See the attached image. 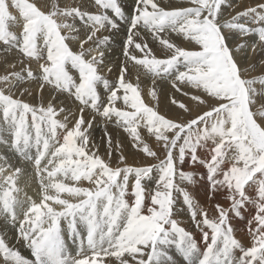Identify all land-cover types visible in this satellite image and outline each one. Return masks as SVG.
<instances>
[{
	"label": "snow or ice",
	"instance_id": "1",
	"mask_svg": "<svg viewBox=\"0 0 264 264\" xmlns=\"http://www.w3.org/2000/svg\"><path fill=\"white\" fill-rule=\"evenodd\" d=\"M226 8L230 0H0L5 51L35 62L0 76L9 89H0V144L32 161L41 187L18 214L24 170L0 154V264H264V106L252 107L264 76L252 77L248 63L249 50L264 53V0L234 15ZM121 31L124 60L114 62ZM29 81L38 88L17 94ZM34 94L39 103L21 99ZM108 121L135 152L119 140L113 151ZM141 155L155 163H128ZM180 197L200 239L178 219Z\"/></svg>",
	"mask_w": 264,
	"mask_h": 264
},
{
	"label": "bare ground",
	"instance_id": "2",
	"mask_svg": "<svg viewBox=\"0 0 264 264\" xmlns=\"http://www.w3.org/2000/svg\"><path fill=\"white\" fill-rule=\"evenodd\" d=\"M35 2L39 3V0H35ZM121 2L125 8H128L132 4L133 0H121ZM160 2H161L162 6H164L165 3L170 4V5H179L180 4V0H160ZM256 2H257V0H230L232 8H226L225 9V15L228 16L229 13L234 15L236 11H243L246 6L254 5ZM62 6H63V3H62ZM22 23L23 22L21 21V25H22ZM12 31L15 32L17 35H19L21 29L19 26H15L12 28ZM142 32H143V30H142ZM170 38L176 39L175 34H171ZM122 39H124V32L123 31H121V33L116 37V43L113 44V48L115 51H114V54L112 55V59L114 62H122L124 60V57L121 54V45H120V40H122ZM6 47H7L6 45H4V44L2 45L0 42V76H5L6 74H9V73H18L21 71V69L24 68L25 64H28V63H32L33 67H35V62H30L29 60L25 59L24 57L22 58V56H21V59L18 58V55L20 52H18L17 50L15 51V48H13L12 51H10V53H9V52L5 51ZM85 48H87V45H85ZM156 48H158V46H156ZM117 51H119V52H117ZM7 53H9L8 54L9 56H7ZM248 55L251 57V59L248 63L257 65V70L252 72L251 76L252 77L264 76V65H261V63H260L261 60H264V53H261L260 49L257 48V51L255 53H253V52H251V50H249ZM19 59L20 60L23 59L24 63L23 64L19 63ZM12 63H15V67H9L8 66L9 64H12ZM247 66H248V64H245V67H247ZM129 68H130V73H131L129 78L132 80L133 83H135L136 82L137 69L131 67V65L129 66ZM107 75L109 76V78L114 79L115 76L117 75V73L114 70L113 73H107ZM141 84H142V87H144L145 85H150V81H148L146 78L142 77L141 78ZM21 87H29L34 92L35 88H38V85L31 82V81H29V83L27 85H21V84L17 83V85H16L17 94L19 92V88H21ZM165 87H166V85H165ZM256 87L259 89L260 86L257 85ZM0 89H5V84L2 81H0ZM5 90H9V89H5ZM99 91L102 94V96L103 95L106 96L105 90L103 89L102 86L99 87ZM47 95H48V90L46 89L42 98L44 100H46ZM21 99H25V100L32 102V103H39V97L36 96L35 94L33 96H23V97H21ZM144 99H145V103L149 104L150 106H154L155 102L152 101L151 98L149 96H147L146 93H145ZM118 106H120V105L118 104ZM258 106H264V95H260V96L255 97V103L252 105L253 110L256 111L258 109ZM73 110L75 111V106H73ZM259 110L264 111V107H259ZM249 119H250V117H249ZM258 119H260V118L258 117ZM106 123H108L109 131L112 133L113 138H114V140H113V151L117 150L116 149V140H119V142L124 146L123 150L125 151L126 155L128 154V152H130V153L135 152V149H132L129 146L127 133L124 132L123 129L116 127L114 124V121L113 122L108 121ZM140 131H141V135L144 136L146 141L149 144H151L152 147L154 149H156L157 152H159L161 145L159 143H157L156 141H154V138L147 135L146 129H144L142 127L140 129ZM94 136H95L96 141L98 143H100L102 146L103 141L101 140V138L104 136V132L100 127L96 128V130L94 132ZM1 150H3L4 152L6 150L8 151V147L5 146L4 144H0V151ZM101 151L103 152V147H101ZM16 158H17V156H16ZM12 159H13V161L10 163L13 165V167H19V168H22L24 170L19 175V180H18V184L22 190L19 193V197H18L19 200L21 201V205H20V207L17 208V212H18V214H21V216H22L23 208L27 207V202H26L27 198L32 197L33 199H38L39 194L41 192V187H40V184L37 183L36 170L34 169L31 160H21L20 158H18L19 160L15 159L14 154H12ZM45 161H47V160H45ZM150 161H151V159H147L141 155V156H135L134 158L130 157L128 160V163L144 164V163H149ZM0 164H2V161H0ZM54 167H56V164L54 166L50 165V168H54ZM41 168H43V167H41ZM186 170H187V168H186ZM7 174L8 173H4L3 175H7ZM3 175H0V180L3 179ZM41 179L43 180L45 185H48L50 183V180H51V178H45L43 176L41 177ZM56 179H57V181H63V183L65 185L72 184V180L70 177L66 180L63 177H57ZM85 186H87V185H85ZM182 186H184V185H182ZM43 191L46 195H56L57 194V192L53 191V189L51 187H47ZM60 191H63L65 193V195H64L65 199H72L73 198V197L67 195L66 188H62V189H60ZM189 191L193 193L195 198L204 207H209L207 200L205 198H202L203 189H200V188L193 189L189 186ZM176 195L179 196L178 194H176ZM220 202L224 203L222 197H221ZM177 203H178V205H177L178 208L184 209L183 213L178 217V219L183 222L182 226L189 228L194 233V235H196L197 239H200V233L192 225V222H191L190 216L188 214L187 208L183 204L182 197H180L178 199ZM209 214L214 215L211 208H209ZM234 224L238 229H242V230L246 231L243 224H240V223L235 222V221H234ZM238 236H240L239 232H238ZM66 238H67V234H66ZM244 242L247 243L246 238L244 239ZM69 247L72 248V244L69 245ZM73 254H75L74 248H73ZM24 255H26V254H24ZM27 255H29V254L27 253Z\"/></svg>",
	"mask_w": 264,
	"mask_h": 264
},
{
	"label": "rangeland",
	"instance_id": "3",
	"mask_svg": "<svg viewBox=\"0 0 264 264\" xmlns=\"http://www.w3.org/2000/svg\"><path fill=\"white\" fill-rule=\"evenodd\" d=\"M1 44L3 45V42H1ZM13 49V48H12ZM12 49H11V51H12ZM15 51H16V49H15ZM117 52H119V51H117ZM10 53V52H9ZM9 53H7V56H9L8 54ZM3 56V55H2ZM21 56H22V58L24 57L23 56V54L20 52L19 53V55H18V58H20L21 59ZM19 59V60H20ZM70 71L72 72V74L74 75V76H78V73L75 71V70H72V69H70ZM102 95V94H101ZM103 96H105V95H103ZM194 114V113H193ZM5 139H7V140H10L11 139V137H9V136H7V135H5ZM151 145V144H150ZM152 146V145H151ZM1 153L0 154H2L4 151L3 150H1L0 151ZM4 153H7L8 155H9V157L12 159V154H14V153H9L7 150L4 152ZM15 155V154H14ZM14 158V157H13ZM19 157H17L16 158V156H15V159H18ZM11 159H9V161H8V163H10V162H12L13 161V159L11 160ZM19 160V159H18ZM152 161V162H151ZM151 161L149 162V163H155V160H152L151 159ZM4 162L2 161V164H3ZM26 163V162H25ZM47 163V161H45V162H43L42 163V165H41V167H43L44 166V164H46ZM56 164V162L54 161L53 162V164H52V166H54ZM24 165V164H23ZM178 194V193H177ZM179 195V194H178ZM13 243H14V241H13ZM69 245H71L70 243H69ZM71 248V247H70ZM75 249V246L74 245H72V249ZM21 251L23 252V254H26L27 255V253L29 254V252H28V250L27 249H24V248H21Z\"/></svg>",
	"mask_w": 264,
	"mask_h": 264
}]
</instances>
